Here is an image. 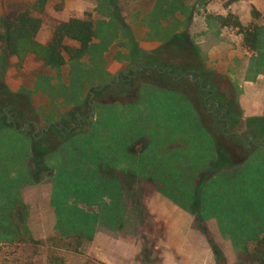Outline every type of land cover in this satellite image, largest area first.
<instances>
[{
  "label": "rangeland",
  "instance_id": "374dc122",
  "mask_svg": "<svg viewBox=\"0 0 264 264\" xmlns=\"http://www.w3.org/2000/svg\"><path fill=\"white\" fill-rule=\"evenodd\" d=\"M37 1L0 0V31L6 20L24 11L41 20L36 36L41 43L50 40L58 23L72 18L91 20L97 31L89 52L78 62H66L60 68L47 67L35 57L19 62L5 51L0 41V107L4 109L11 101L20 110H26L36 120L39 132L83 102L92 87L125 76L136 58L155 57L164 65L174 64L182 70L218 76L221 84L217 90L235 98L238 104L244 94V81L257 79L253 104L255 109L264 107V0H45L41 13L32 10ZM223 19L228 21L226 25ZM236 21L240 27L235 26ZM255 30L256 49L245 40L246 32ZM142 80L133 87L122 85L120 91L115 90L119 103L95 107L91 120L94 124L84 127V132L93 130L73 135L58 145L56 138L51 139L43 151L33 144L40 150L34 151L33 157L32 141L28 137L9 127L0 129V206L13 202L15 190L21 188H15V182L22 181L20 173L27 168L29 160L31 191L34 186L52 183L60 201L87 214L92 209L85 202L90 196L96 197L90 190L97 182L88 173L93 163L90 152L104 153L115 159L116 164L123 161L133 164L134 155L151 160L147 153L151 147L153 151L158 146L170 147L173 151L170 169L164 174L170 185L164 187L165 191L182 200L195 195L198 202L190 205L197 209L198 223L212 221L222 240L231 245L228 251L236 259L237 239L252 230L258 218L264 223V147L254 149L242 161L241 147L236 143L237 146L231 147L232 151L239 149L236 157H232L233 165L210 179L202 174L194 180L196 165L201 161L206 166L214 156L208 135L214 125L213 117L201 111L197 90L180 79L174 84L182 88L181 92L160 89ZM164 80L172 79L165 76ZM246 128L245 121L240 120L230 131L242 136ZM126 145L128 153L124 152ZM152 161L150 164L156 169H165L167 165L165 159ZM138 164L141 168L142 161ZM108 173L116 180L121 175L127 184L134 181V175H124L114 168ZM160 174L156 170L152 175ZM127 184L124 186L128 189ZM111 187L115 199L118 185ZM45 190L52 191V185L45 186ZM20 194L22 201V190ZM29 197L31 205L22 203L20 207L24 206L27 212L28 228L36 229L39 217L30 218L28 214L29 207L37 210L38 205L33 192ZM69 206L59 208L62 216H57L54 232L41 236L36 231L28 234L20 231L16 238L7 236L11 232L0 236V264H102L88 257L87 237L78 240L72 237L74 232L69 227L60 225V218L69 213ZM138 214L136 219L143 229L157 230L144 209ZM208 240L210 245L218 247L209 237Z\"/></svg>",
  "mask_w": 264,
  "mask_h": 264
},
{
  "label": "trees",
  "instance_id": "16d2710c",
  "mask_svg": "<svg viewBox=\"0 0 264 264\" xmlns=\"http://www.w3.org/2000/svg\"><path fill=\"white\" fill-rule=\"evenodd\" d=\"M44 3L45 0H38L33 4L32 10L41 13ZM222 21L225 25L228 22L226 19ZM234 23L236 27L241 25L238 21ZM40 27L41 20L32 15L30 11L21 12L13 19L6 20L0 31V41L4 45L5 51L10 56L17 58L19 62L28 57H35L47 67L60 68L66 62L74 63L82 59L89 52L92 41L97 35L95 25L91 20L72 18L58 23L54 27L50 40L47 43H41L36 37ZM257 36L256 30L245 34V40L254 49L257 48ZM134 61L128 73L125 76L118 77L120 81L115 79L100 86L92 87L83 102L70 109L68 114L58 122L51 124L50 127L40 132L36 128L37 122L34 117H29L26 110H20L13 102L9 101L3 107L4 109L0 107V129L9 127L20 135L28 137L32 141L30 145L32 147L31 156L33 157L36 151L46 150L49 146L48 141L51 139L56 138L58 140L56 145H58L61 142L64 143L73 135L86 133L84 127L88 124H94L91 120L95 107L118 103L119 99L114 91L117 90L116 92H118V89L120 91L122 85L129 86L130 84L133 87L136 82L145 78V81H152V83L161 87H168L181 92L182 88L174 84V82H179L180 79V82H185L191 88L197 90L200 95L198 104L201 111L213 117L214 125L210 129L211 131L208 130V133L214 140L216 157L205 172L209 179L211 176L218 175L219 171L233 165V162H235L233 159L235 158L232 157H236L235 155L239 153V149L236 152L235 150L232 151L233 148L231 147L237 146L236 143L241 147L239 157L242 161H245L254 149L264 147V117L244 120L247 128L242 136L230 131L231 128L238 125L240 120H243L239 115L235 98H229L217 90L221 84V81L217 78L218 76L215 77L214 75L212 77L202 71L182 70L174 64L164 65L155 57L151 60L136 58ZM157 61L158 63L154 64ZM165 76H170L171 82L165 81ZM99 119L98 122L100 123ZM98 122L94 126H97ZM25 124H27V127L24 126ZM33 144L38 145L40 150H36ZM34 175H36V172ZM16 182L15 188H18ZM15 192L11 204L0 206L2 212L6 209H9V212L11 211L8 214H1L0 212V236L2 237L6 236L8 232H11L12 235L7 236L12 238L19 237L20 231L30 233L26 225L27 212L24 211V206L23 208L20 207L23 202L20 199L18 190L16 189ZM197 202L198 198H195L193 205H196ZM64 205L63 207L69 206L68 204ZM195 211L197 212V209ZM68 212L65 218L59 219L60 225L64 224L69 227L68 229L74 232L72 237L78 240L85 237L91 239V234L88 231L91 218L75 206H69ZM60 216H62L61 213L58 217ZM255 221L256 224L253 229L248 230L238 238L239 240L237 239L235 249L237 258L235 259L236 262L234 261L232 264H264V223L259 218ZM28 236L32 240L30 234ZM211 248L215 255L216 264H227L218 247L212 244ZM60 264L64 263L61 262Z\"/></svg>",
  "mask_w": 264,
  "mask_h": 264
},
{
  "label": "crops",
  "instance_id": "0c3cea01",
  "mask_svg": "<svg viewBox=\"0 0 264 264\" xmlns=\"http://www.w3.org/2000/svg\"><path fill=\"white\" fill-rule=\"evenodd\" d=\"M256 81L257 79L244 81L242 86L244 94L242 98L240 97L239 104L243 112L241 114L243 121L264 117V107L255 109L253 104V88ZM152 84L156 85L155 83ZM156 86L170 91L168 87ZM124 104H130V102ZM239 104L237 103V105ZM90 131L88 129L86 133ZM103 135L107 137L106 133ZM210 137L213 142V149H215L213 138L211 135ZM125 148L124 152L128 153V146L126 145ZM151 148L147 152L150 154L151 160H143L142 155H134L133 164H127L124 161L116 164L115 159L104 153L103 155L102 153L96 155L94 151L90 152L93 154V163L89 166L88 173L93 175L95 179L92 180L97 182L94 183L96 187L90 190L96 197L90 196L85 202L92 209L87 212L91 218L88 224L91 239L88 238L86 246L88 257L102 264H216L215 255L208 240L209 237L217 243L227 264H232L235 258L228 251L229 248L231 249V245L222 240L220 233L214 228L213 222L207 220L201 224L198 223L197 212L190 205H193L195 195H188V198L182 200L165 191L164 187L170 185V180L164 174H166V169H170L172 149L158 146L153 151ZM215 157L216 151L208 165L202 166L201 161L196 165L193 174L194 180L199 175L205 174ZM155 159H165V163H167L165 169H156L154 164H150ZM140 160L142 161L141 168L138 164ZM26 166L27 168L22 171V174L20 173L22 181L18 180L16 184L23 188H19L18 191L20 194L22 190V201L25 205H31L29 195L31 192L35 194L37 210L40 212H35L37 210L29 207L28 215L30 218L38 216L39 224L36 229L31 226L29 229L31 232L36 231L42 236L44 233L54 232L57 216L60 214L58 210L68 203L60 201V196H57V190L54 189L52 183L34 186L33 191H31L30 177L28 176L29 160L26 161ZM111 168L117 169L124 175H134V181L132 180L127 184L121 175L116 180L108 173ZM156 170H159L161 174L153 176L152 174ZM113 184L118 185V196L115 199L111 196ZM124 184L129 185L128 189ZM47 185H52V191L45 190ZM103 188H105L104 191H98V189ZM142 209L151 222L156 225L157 230L146 231L143 229L140 220L136 219L139 217V210ZM199 224L205 227V231L201 229L202 226Z\"/></svg>",
  "mask_w": 264,
  "mask_h": 264
},
{
  "label": "flooded vegetation",
  "instance_id": "af4514ba",
  "mask_svg": "<svg viewBox=\"0 0 264 264\" xmlns=\"http://www.w3.org/2000/svg\"><path fill=\"white\" fill-rule=\"evenodd\" d=\"M144 79H145V78H144ZM141 81H143V80H141ZM148 82H149V81H148ZM151 83H152V81H151ZM8 116H9V114H8ZM24 126L27 127V124H25Z\"/></svg>",
  "mask_w": 264,
  "mask_h": 264
}]
</instances>
